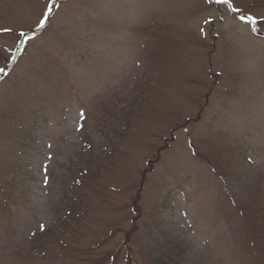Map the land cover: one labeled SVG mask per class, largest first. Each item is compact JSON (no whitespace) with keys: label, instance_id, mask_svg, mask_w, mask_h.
Listing matches in <instances>:
<instances>
[{"label":"rangeland","instance_id":"rangeland-1","mask_svg":"<svg viewBox=\"0 0 264 264\" xmlns=\"http://www.w3.org/2000/svg\"><path fill=\"white\" fill-rule=\"evenodd\" d=\"M0 57V264H264V0H0Z\"/></svg>","mask_w":264,"mask_h":264},{"label":"snow or ice","instance_id":"snow-or-ice-1","mask_svg":"<svg viewBox=\"0 0 264 264\" xmlns=\"http://www.w3.org/2000/svg\"><path fill=\"white\" fill-rule=\"evenodd\" d=\"M217 3H223V4H229L230 0H216ZM235 10V9H234ZM50 11V10H49ZM47 15V14H46ZM241 19L242 20H252L253 23H255V19L251 16H248V17H245V16H241ZM43 21H40V25L42 26L43 25ZM205 23H209V21H205ZM4 31H9L8 29H4ZM253 31H255V29H253ZM21 36L24 35V33H20ZM0 59H4L5 60V63L8 62V59L6 57H0ZM0 74H3L4 76H7L8 75V72L6 71L5 68H0ZM80 118L82 119L84 114L83 112H81L80 114ZM40 230L43 231L44 230V226L41 225L40 226Z\"/></svg>","mask_w":264,"mask_h":264}]
</instances>
